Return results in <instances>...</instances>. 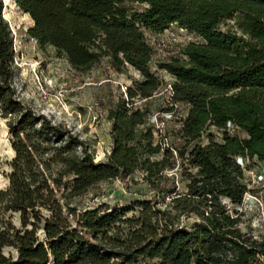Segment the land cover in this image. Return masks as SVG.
<instances>
[{
	"label": "trees",
	"instance_id": "1",
	"mask_svg": "<svg viewBox=\"0 0 264 264\" xmlns=\"http://www.w3.org/2000/svg\"><path fill=\"white\" fill-rule=\"evenodd\" d=\"M15 3L34 22L28 35L76 71L108 60L115 71L131 67L141 78L110 108L113 147L95 162L78 136L16 99L13 35L0 0V118L15 153L0 189V264H264V234L244 231L240 212L252 192L245 170L251 161L264 163V0ZM229 18L240 33L222 30ZM174 23L201 38L182 46L181 57L158 63L173 77L164 112L187 111L179 143L155 126L149 108L133 105L163 84L151 68L156 52L147 34ZM229 123L239 130L231 132ZM178 161L185 191H174L170 210L151 200L140 202L133 217L103 204L79 213L73 206L93 187L136 171L156 188ZM182 215L197 220L181 226Z\"/></svg>",
	"mask_w": 264,
	"mask_h": 264
},
{
	"label": "rangeland",
	"instance_id": "2",
	"mask_svg": "<svg viewBox=\"0 0 264 264\" xmlns=\"http://www.w3.org/2000/svg\"><path fill=\"white\" fill-rule=\"evenodd\" d=\"M2 1L5 5L3 17L8 21L13 35L12 88L16 99L25 110L42 115L54 124H61L78 136L88 152L93 154L95 162L106 160L113 147V121L108 117L109 110L126 98L127 87L134 80L140 79V74L131 67L122 72L115 71L109 66L108 60L89 71H76L54 47H42L35 38L28 35L27 30L34 26L33 21L19 9L15 0ZM132 6L138 9L145 7L138 3ZM221 28L238 31L233 18L226 19ZM147 36L156 52L151 68L163 79V84L152 98L135 99L133 105L139 109L149 108L151 121L155 126L161 127L163 134L170 135L169 142L179 143L177 130L180 128V119L187 111L181 106L176 108L177 112L173 116L164 112L170 106L169 84L173 77L167 71L159 69L158 63L181 57L182 46L192 41H200L201 38L176 23L169 25L162 34ZM6 121L7 119L0 118V189L8 182L5 175L10 171L9 163L15 156L11 146L12 135L9 134ZM211 132L218 137L216 130L211 129ZM77 152L82 153L80 148H77ZM152 158L159 159L160 156ZM180 164L181 161H178L177 168L167 171L166 180L156 188L144 178L145 173L136 171L132 175L120 176L93 187L86 195L74 199L73 206L77 207L79 213L103 204L107 211L127 209L126 217H133L138 214L140 202L151 200L156 207L170 210L174 191H185V181L180 176ZM245 175L252 192L245 196L240 207L243 219L241 226L244 231L251 230L256 235L264 234V165L257 167L251 161ZM104 209L105 207L102 210ZM18 219L16 216V223L19 222ZM196 220L195 215H182L177 223L189 227Z\"/></svg>",
	"mask_w": 264,
	"mask_h": 264
},
{
	"label": "built area",
	"instance_id": "3",
	"mask_svg": "<svg viewBox=\"0 0 264 264\" xmlns=\"http://www.w3.org/2000/svg\"><path fill=\"white\" fill-rule=\"evenodd\" d=\"M183 29V28H182ZM169 88H170V90H171V85L169 84ZM228 127H229V129H231L230 131L231 132H234V131H236V130H239V128L236 126L235 127V125L234 124H232V123H229L228 124ZM241 135L244 137L245 136V134L244 133H241ZM238 162H240V163H242V165H243V162H242V159L241 158H238ZM261 165H264V163L263 164H261ZM247 195H248V193H247ZM244 202V201H243Z\"/></svg>",
	"mask_w": 264,
	"mask_h": 264
},
{
	"label": "bare ground",
	"instance_id": "4",
	"mask_svg": "<svg viewBox=\"0 0 264 264\" xmlns=\"http://www.w3.org/2000/svg\"><path fill=\"white\" fill-rule=\"evenodd\" d=\"M6 1H9V0H6ZM12 152L14 153L13 149H12Z\"/></svg>",
	"mask_w": 264,
	"mask_h": 264
},
{
	"label": "water",
	"instance_id": "5",
	"mask_svg": "<svg viewBox=\"0 0 264 264\" xmlns=\"http://www.w3.org/2000/svg\"><path fill=\"white\" fill-rule=\"evenodd\" d=\"M33 25H34V22H33Z\"/></svg>",
	"mask_w": 264,
	"mask_h": 264
}]
</instances>
